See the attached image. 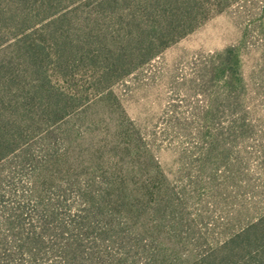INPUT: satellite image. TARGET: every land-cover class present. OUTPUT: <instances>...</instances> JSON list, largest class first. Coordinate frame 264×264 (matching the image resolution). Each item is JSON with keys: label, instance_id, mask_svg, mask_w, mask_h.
<instances>
[{"label": "rangeland", "instance_id": "1", "mask_svg": "<svg viewBox=\"0 0 264 264\" xmlns=\"http://www.w3.org/2000/svg\"><path fill=\"white\" fill-rule=\"evenodd\" d=\"M97 2L64 1L31 25L35 39L73 19L76 32ZM14 42L0 41V60L14 56ZM231 47L245 81L235 99L208 84L215 54ZM82 85L69 117L35 128L0 166L1 220L20 208L25 227L40 232L41 198L63 196L61 210L74 215L84 209L78 195L91 190L118 226L106 238L122 233L129 242L103 245L101 254L124 264H190L264 216V0H232L105 92ZM100 241L97 232L85 237L84 249ZM26 262L63 264L52 254Z\"/></svg>", "mask_w": 264, "mask_h": 264}, {"label": "trees", "instance_id": "2", "mask_svg": "<svg viewBox=\"0 0 264 264\" xmlns=\"http://www.w3.org/2000/svg\"><path fill=\"white\" fill-rule=\"evenodd\" d=\"M64 1L0 0V41L14 35L17 42L11 46L16 48L14 56L0 60V166L35 128L69 117L82 100L83 83L90 81L95 93L107 91L194 32L212 14L223 12L232 0H98L96 14H84L76 32L69 30L75 25L73 19L35 39L31 25ZM64 17L60 14L56 21ZM209 71L208 84L226 89L228 99L245 89L237 48L215 54ZM80 195L84 209L74 215L71 208L68 213L61 210L67 207L63 196L57 201L41 198L40 232L25 227L20 208L4 214L0 227L7 223L11 228L9 235L0 229V264H27L46 254L58 256L63 264H124L100 252L103 245L124 248L129 243L122 233L106 238L118 228L112 213L98 210L107 203L91 190L85 197ZM96 232L101 243L85 250V237ZM48 241L52 245L46 249ZM190 264H264V216Z\"/></svg>", "mask_w": 264, "mask_h": 264}]
</instances>
